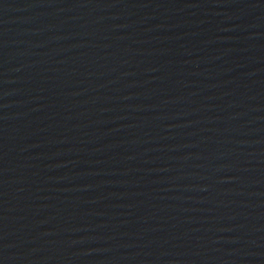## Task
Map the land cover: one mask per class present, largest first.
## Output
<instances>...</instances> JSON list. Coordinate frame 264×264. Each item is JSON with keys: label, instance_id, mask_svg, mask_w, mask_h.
<instances>
[{"label": "water", "instance_id": "95a60500", "mask_svg": "<svg viewBox=\"0 0 264 264\" xmlns=\"http://www.w3.org/2000/svg\"><path fill=\"white\" fill-rule=\"evenodd\" d=\"M264 215V0H0V264H243Z\"/></svg>", "mask_w": 264, "mask_h": 264}]
</instances>
